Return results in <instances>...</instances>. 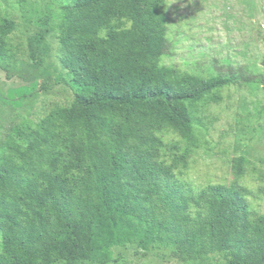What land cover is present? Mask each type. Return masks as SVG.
I'll return each mask as SVG.
<instances>
[{
	"label": "trees",
	"instance_id": "16d2710c",
	"mask_svg": "<svg viewBox=\"0 0 264 264\" xmlns=\"http://www.w3.org/2000/svg\"><path fill=\"white\" fill-rule=\"evenodd\" d=\"M70 1L55 72L73 101L0 142V264H105L127 244L171 248L183 262L264 264V215L241 190L195 191L161 162L166 153L173 165L185 160L164 137L187 138L203 99L264 76L228 66L203 79L158 66L169 50L165 0ZM14 30L0 17V52ZM43 39L27 37L36 67L50 58L34 48Z\"/></svg>",
	"mask_w": 264,
	"mask_h": 264
},
{
	"label": "rangeland",
	"instance_id": "374dc122",
	"mask_svg": "<svg viewBox=\"0 0 264 264\" xmlns=\"http://www.w3.org/2000/svg\"><path fill=\"white\" fill-rule=\"evenodd\" d=\"M70 2L0 0V17L15 24L0 52V142L11 129L72 103L55 72L62 7ZM162 11L169 50L158 66L203 79L224 75L228 66L264 76V0H165ZM37 33L44 38L34 44L37 55L50 53L41 67L27 49V37ZM193 116L187 138L164 137L179 142L185 160L173 165L166 153L161 162L195 191L212 185L241 190L249 210L264 215V84L225 86L203 99ZM172 252L127 244L112 248L105 264H224L219 256L183 262Z\"/></svg>",
	"mask_w": 264,
	"mask_h": 264
},
{
	"label": "clouds",
	"instance_id": "9594fccd",
	"mask_svg": "<svg viewBox=\"0 0 264 264\" xmlns=\"http://www.w3.org/2000/svg\"><path fill=\"white\" fill-rule=\"evenodd\" d=\"M105 35H106V32H105Z\"/></svg>",
	"mask_w": 264,
	"mask_h": 264
}]
</instances>
